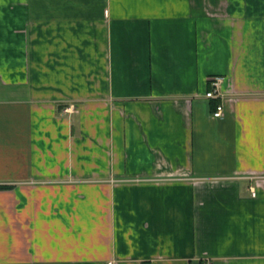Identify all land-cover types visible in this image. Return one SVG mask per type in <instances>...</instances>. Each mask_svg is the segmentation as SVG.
<instances>
[{
    "label": "crops",
    "instance_id": "crops-1",
    "mask_svg": "<svg viewBox=\"0 0 264 264\" xmlns=\"http://www.w3.org/2000/svg\"><path fill=\"white\" fill-rule=\"evenodd\" d=\"M207 262L264 264V0H0V264Z\"/></svg>",
    "mask_w": 264,
    "mask_h": 264
},
{
    "label": "built area",
    "instance_id": "built-area-1",
    "mask_svg": "<svg viewBox=\"0 0 264 264\" xmlns=\"http://www.w3.org/2000/svg\"><path fill=\"white\" fill-rule=\"evenodd\" d=\"M222 80H223V76L221 75H213L209 77L208 82H209L210 88L209 90L205 92L204 94L205 97L211 98V99L219 98L221 96L220 88H221ZM222 114H223L222 105L220 103H217L212 115L213 117H221ZM252 194H253V191H252ZM205 264H210V263L207 262Z\"/></svg>",
    "mask_w": 264,
    "mask_h": 264
}]
</instances>
